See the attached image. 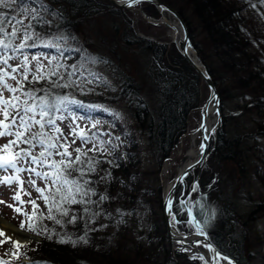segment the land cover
<instances>
[{"label": "rangeland", "instance_id": "1", "mask_svg": "<svg viewBox=\"0 0 264 264\" xmlns=\"http://www.w3.org/2000/svg\"><path fill=\"white\" fill-rule=\"evenodd\" d=\"M93 1L96 4V10L92 16L75 17L74 24L67 28L69 31L62 34L61 30H57L56 34L52 36L49 34L47 37L40 31L39 24L41 22L36 15V9L26 6L23 7L25 11L21 12L12 0H8L7 6L0 8V11L10 13L23 21L22 25H17L21 31L13 40L16 45L22 41L24 27L31 25L29 31L34 35L28 43H35L38 46L32 47L33 52L24 54L29 59V67L32 71H36L37 64V61L32 57L38 56L45 72H50L53 69L57 72V75H52L49 80H53V83L59 85L67 84L68 87L59 88L72 90L73 94L67 96L68 100L60 104V113L64 119L58 126L63 130V134L65 131L69 134V125H79L90 137H93L87 144H82L80 139L76 138L74 147L87 150L92 149L95 145L97 149L95 151L114 154L117 147L121 148V143L125 139L132 137L137 142L133 155L136 156L135 160L142 170L141 174L149 182H152L153 187L159 189L161 186L159 196L163 197L166 186L174 179L185 155L194 145L192 133L198 127L201 119L197 107L205 102L208 95L207 87L199 78L193 81V85L188 84L197 91L198 96L197 106L189 112L187 118L186 130L188 134L177 143L169 157L159 162L148 135L136 120L137 115L135 117L134 109L138 105L137 100L139 101V99L146 102L153 113H156L160 106H165L162 99H164L163 88L168 87L166 75L171 72V69L179 68L181 63L177 64L176 62H181L182 59L173 39V31L164 25H154L148 22L141 13L135 15L129 10L114 8L107 0ZM165 1L178 10L180 9L184 18L189 21L194 33L198 34L197 41L203 49L204 56L215 68L216 74L221 76L219 80L223 90V124L219 129L218 141L214 142V139H211L210 148H213L214 145L217 148L211 151L201 172V178L211 186L206 192L205 199L210 221L207 224L208 227H204L218 248L239 264H264V215L257 219L249 217L255 204L264 199V135L254 134L260 121L257 124L256 120H253L254 117L247 114L248 110H245L239 77L229 73L217 60L214 49L209 46V40L200 31L202 30L201 19L195 14L193 4L189 0ZM53 6L60 12H64L62 4H53ZM138 6L150 15L160 16L157 8L149 3L143 2ZM67 12L70 16L73 13L72 11ZM33 16L36 18L34 19ZM135 36L154 39L155 44L160 46L156 55L152 51L144 49V42L137 40ZM145 36L149 38H145ZM46 44L51 45L49 52L40 51L39 48ZM59 50L74 51L76 55L72 58H62L60 61L59 58L62 57V54L58 55ZM163 50L166 52L163 53ZM24 54L22 52L16 54L18 58L10 62L13 67L22 63ZM187 73L190 74L189 71ZM21 74L22 70L21 73H17L18 79L21 78ZM8 82L13 86L16 85V81L9 80ZM183 84L184 81L181 87L179 85L176 88H185ZM128 91L131 93L130 99L127 98ZM9 95L10 93L7 91L4 92L5 97ZM95 99H104V101L100 104L84 103L87 100ZM164 100L167 102L166 99ZM72 101L79 103H72ZM87 108L97 109L98 114L115 112L119 116L111 114L112 121H105L100 116H93L90 113L92 111H87ZM85 112H88L87 115ZM116 121L119 122L116 123ZM117 124L120 127H117ZM31 131L38 132L40 129L38 126H34ZM67 136L68 142L73 140L72 136ZM241 138L244 140L242 148L248 150V154L242 159L240 156L238 161L235 157L232 159L228 152L234 147L237 151L241 150ZM9 139L12 137H0V146L7 143ZM197 139V145H199V135H197ZM69 151H73V148L69 147ZM179 152L181 154L177 156ZM73 156H75L74 151ZM18 164L25 169L30 166L37 167L24 160L19 161ZM257 167H259L258 171H255ZM37 170L42 171L43 169L37 167ZM198 174L199 168L197 167L185 178L176 191L173 220L177 228L184 234L196 231L195 224L190 221L193 220L192 214L195 212L196 201L201 198V193H199L195 182ZM5 175L12 176L15 175V172L11 169L7 172L0 170V177ZM19 176L23 181L22 190L17 183L0 184V202H3L0 203V219L11 222L20 231L34 237L18 241L19 246L34 245L39 242L40 238L27 231L28 222L24 221L27 218L24 213H28V216L32 215L33 205L29 203L31 200H35L36 204L42 206V209L47 213L48 205L40 199L39 193L29 181L35 180L36 186L41 188L49 187L51 181H45L28 171L19 173ZM194 188L195 191H193ZM17 192L24 203L21 204L12 199ZM133 193L136 192L133 191ZM48 194L46 191L45 195ZM180 201L186 203L181 205ZM9 205H13V207ZM14 207H19L21 212L14 211ZM148 207L151 209L143 208L136 214L131 211L130 217H134V219L130 218L126 235L123 236L124 229L120 233L115 232L114 243L117 248L121 243L122 246L125 244L129 246L127 252L129 250L133 252L127 255L132 261L130 264H172L168 260L169 254L164 252L163 247V244L167 242L171 256L174 258L175 254L171 250L170 242L161 239L155 230L158 222L162 221L160 220V217L163 216L162 207L160 210L156 201L149 204ZM155 210L160 213L156 214ZM223 212L226 213V216ZM45 217L48 218V214L45 213ZM21 222L25 223L23 230L20 227ZM47 222H49L47 226L54 223L53 220ZM116 225L122 224L116 219ZM0 233H2L0 235V256L13 260L19 246L12 243L14 240L6 239L2 231ZM201 248L203 250L204 247ZM139 251L144 257L136 256ZM114 255L118 260L119 255L117 253ZM186 256L181 253V257L177 258L183 262L187 260ZM113 259L116 260V258ZM29 261V258L20 260L23 264L29 263ZM203 262L200 259L191 260L192 264H205V261Z\"/></svg>", "mask_w": 264, "mask_h": 264}, {"label": "trees", "instance_id": "2", "mask_svg": "<svg viewBox=\"0 0 264 264\" xmlns=\"http://www.w3.org/2000/svg\"><path fill=\"white\" fill-rule=\"evenodd\" d=\"M189 2L193 4L195 14L201 19L202 30L200 31L209 40V46L214 49L217 60L229 73H233L234 76L239 77L241 93L243 101H245V110H248V112L246 111L247 114H251L257 124L260 121L258 129H256L254 134L264 135V4L260 3V0H189ZM52 3L62 4L64 6V12H60ZM21 4L23 7L27 6L36 9V15L41 22L39 24L40 31L45 37L49 34V36L56 34L57 30H61V33L64 34L66 31H69L67 28L74 24L73 19L75 17H90L96 10V4L93 0H16L15 6L20 8ZM253 4L255 8L252 7ZM67 11H72V15H68ZM185 20L189 26L193 41L201 56L206 61L223 97V90L220 87L219 80L221 76L216 74L215 68L204 56L203 49L197 41L198 34L194 33V29L191 27L189 21L186 18ZM32 25L37 26L36 24ZM135 38L143 41L144 49L146 48L148 51H152L154 55L159 51L158 48L160 46L154 45L152 40L144 39L140 36H135ZM12 44L16 46L13 41ZM28 44H31V42ZM31 49L32 47H26L19 52L23 54L25 52H33ZM39 50L49 52V46L42 45ZM164 52L166 51L163 50ZM17 53L12 51L7 53L9 56L15 57L9 60V64L18 58ZM57 53L59 56L62 54V57L60 56L59 58L60 61L62 58H72L76 55V52L70 50H59ZM181 58V62H176L177 64L181 63L179 64V68L171 69V72L168 74L165 73L167 74L166 82L168 84V87L163 88L164 99L167 100L166 102L162 99L165 106H160L159 110L153 113L148 108L146 102L139 99V101L137 100L138 105L134 109L135 117L137 115L136 120L148 135L151 146L159 158V162L172 154L179 138L187 129L189 112L197 106V91L189 85H193V81L199 78V76L182 56ZM185 70L189 71L190 74L188 75ZM52 81L45 79L33 82L30 73L28 81L24 82V88L25 91L50 89L49 102L56 104V107L59 109L58 111L53 109L52 114L55 117H59L61 116V107L55 98L69 96L73 93L70 88L53 87L52 85L55 83ZM183 81L185 88H176L179 85L181 87ZM127 93V98L130 99L131 93L129 91ZM44 94L42 91H37L38 96H43ZM102 101L104 99L87 100L84 103L100 104ZM88 110L92 111L90 113L93 116H100L105 121H112L113 119L111 112L109 114H98L97 109L87 108ZM85 113L87 115L88 112ZM60 121V119H57L56 124L59 125ZM118 124L117 127H120ZM50 130L51 126H46L44 129L49 136L58 135ZM63 135L68 137L67 135L69 134L65 131ZM243 141L241 138L240 151H237L235 147L229 149L228 153L232 156V159L235 157L239 161L240 156L242 159L248 154V150L242 148ZM60 142L63 143V139ZM68 143L73 149L76 148L74 147L75 143L72 144V141ZM136 145L137 142L132 137H129L121 143V148H116L114 154L101 151H89V149L82 148L88 152V157H91L96 165V171L88 173L86 178L93 181L89 187L96 193V195L91 196V200L94 203L88 205V207L91 212L99 213V215L89 217L82 212L83 205L66 204L64 206L70 209L69 215H77L76 223H68L69 217H61L59 213L53 210L52 214L56 219L62 220L63 225L56 224L55 220H53V225L50 224L47 226L49 223L47 221L52 220L45 217V213H48L42 209V206L38 205L37 214L36 217H33V221L37 224L38 229L46 228L49 233H55L56 235H53L49 239L46 234L37 235L32 232L40 237L39 242L34 245L19 246L18 252L13 260H8L3 256H0V258L8 261V264H20L22 258H29V264H36V262H41V264H44V262H47V264H130L131 260L127 255L133 252L130 250L127 252L129 246L126 244L122 246L121 243L118 248L116 247L114 243L115 232L120 233L124 229L125 234L123 236L126 235L129 229L130 218L134 219V217H130L131 211L136 214L140 209H151L148 205L155 201L159 204L160 210L162 207V196H159L161 186L159 189L153 187L152 182H149L141 174L142 170L137 160H135L136 156L133 155L136 150ZM29 147L30 145L27 144L19 145V148L27 149ZM42 150L40 145L31 149L34 156H38ZM51 151L53 152V156L49 158L50 160L58 161L61 159V157L55 155L56 149H52ZM88 157L82 156L81 158L87 160ZM41 168L43 170L49 169L47 167ZM258 168L255 171H258ZM76 175L78 174L75 172L72 173L73 177ZM101 177H105V179L101 180ZM200 181L202 189L199 193H201V198H198L196 201L195 213L201 224L208 227L207 224L210 221V215L205 199L206 192L209 191L211 186L209 183L204 182L202 178ZM133 191L136 193H133ZM101 195H105L108 198L101 201ZM77 198L79 199V197ZM41 213L44 217L42 220L38 219ZM155 213L159 214L160 212H156L155 210ZM223 214L226 216L225 212ZM261 215H264V199L255 204L249 217L257 219ZM81 216H83V220H81ZM116 219L122 225H116ZM160 220L162 221L158 222L155 228L156 233L165 242L169 241L163 216L162 218L160 217ZM24 221L29 222L28 217ZM84 221H88V227L92 229L88 232L87 244L77 243L74 246L71 243L61 244L58 242L60 236H71L73 239H77V237L84 235ZM103 225H106V227H102ZM163 247L164 252L167 255L169 254L168 260L172 264H192V259L187 256L185 257L187 260L183 262H181L182 260L180 258L179 262L174 260L167 242L163 244ZM114 253L119 255L118 260ZM17 255L19 258H17ZM124 255L126 256L124 257ZM176 255L177 257H181V253H176ZM136 256L144 257L140 251ZM113 258H116V260Z\"/></svg>", "mask_w": 264, "mask_h": 264}, {"label": "snow or ice", "instance_id": "3", "mask_svg": "<svg viewBox=\"0 0 264 264\" xmlns=\"http://www.w3.org/2000/svg\"><path fill=\"white\" fill-rule=\"evenodd\" d=\"M13 3L16 0H12ZM140 0H130L129 6L131 4L139 3ZM260 3L264 4V0H260ZM8 0H0V8L6 7ZM252 7L255 8L253 4ZM15 11V10H13ZM20 11L23 12L25 9L22 4L20 5ZM35 19L36 17L33 16ZM23 21L18 19L16 16H12L10 13L0 12V137H12L3 146H0V170L7 172L8 170H13L15 175L8 176L5 175L0 177V184L12 185L17 183L21 186L23 181L21 180L19 173L28 171L29 173H34L37 177L45 181H51V185L47 188H41L36 186L35 180H30L29 183L35 187L36 192L39 193L40 199L48 205V219L55 220L56 224L63 225V221L56 219L52 214L53 210L60 214L61 217H69L68 223L75 224L77 221V215H69L70 209L64 205L79 204L83 205L82 212L89 217H94L99 215V213H93L90 211L88 205L93 204L91 196L96 195L95 191L89 187L93 183L92 180L86 178L88 173L96 171L95 162L91 157H88V152L84 151L80 147H76L73 151L76 153L73 157V151H69V143L67 137L63 135V130L56 124V120H63V116L55 117L52 114V110H59L56 104L49 102L50 89H38L36 91L27 90L25 91L24 82L28 81L29 74L32 75V81L38 82L45 79H50L52 75H57L56 70H51L50 72L44 71L43 64L40 63V58L38 56H33L32 59L37 61L36 71L32 72L29 67V59L25 55L23 61L13 67L9 64V60L14 59V56H9L7 53L9 51L19 52L21 49L26 47H37L38 45L28 44L29 40L33 39V33L29 31L31 25L25 26L23 29V38L19 45L13 46L12 41L17 37V33L21 31L17 25H22ZM11 28V31H9ZM51 46V45H44ZM74 67V66H73ZM21 78H17V73H21ZM16 81V85L13 86L8 81ZM53 87H68L67 84L59 85L53 84ZM10 93L8 97L4 96V92ZM37 91H42L45 94L43 96H38ZM213 100L216 99L213 94L211 97ZM57 103L63 104L68 100L67 96L56 97ZM218 102V101H217ZM72 103H79L77 101H72ZM99 107V106H95ZM108 111L107 109H104ZM112 115L119 116L118 113L113 112ZM39 117V118H37ZM34 126H38L40 131L32 132L31 129ZM46 126H51V131L55 136H49L47 132L44 131ZM95 127V125H93ZM69 135L73 137L72 144L75 143L76 138H79L82 144H87L93 137H90L84 129L80 128L79 125H69ZM94 135V134H93ZM63 139V143H61ZM20 144L30 145L29 148H19ZM40 145L43 149L40 151L38 156L32 154L31 149ZM52 149H56L55 155L61 157L60 160H50L49 158L53 156ZM95 145L89 151H95ZM88 157L87 160H83L81 157ZM24 160L25 162H30L31 165H36L37 167H47L50 169L48 172L38 171L37 167H28L27 169L19 167V161ZM75 172L78 175L72 176ZM110 175V174H109ZM71 177V178H70ZM101 180L105 177H101ZM54 188V191H53ZM48 195H45V192ZM195 191V188L193 189ZM31 195L30 193H27ZM58 197V199H57ZM79 197V199L77 198ZM87 198V199H86ZM108 197L105 195L100 196V200H106ZM12 199L14 201H19L21 204L24 201L21 199L19 192H17ZM3 203V202H0ZM33 205L32 216H28V213H24L28 217L27 231L36 233L37 235L46 234L49 239L52 238L55 233H49L45 229H38L37 224L33 221V217H36L38 205L35 200L29 201ZM172 201H168V210L171 211ZM181 205H184L185 201H180ZM13 207V205H9ZM14 211L17 213L21 212L19 207H14ZM189 211H191L189 209ZM43 214L41 213L38 219L42 220ZM83 220V216L80 217ZM190 223H194L197 235H206L201 224L193 219ZM85 233L82 236L73 239L71 236H60L58 242L61 244L71 243L74 246L77 243H88V232L91 231L88 227V221H84ZM21 229H25V223L21 222ZM102 227H106L103 225ZM2 235V233H0ZM10 239V238H6ZM178 243H183V241H177ZM14 245L19 246L18 241L12 242ZM198 244H203L205 248H208L210 252L213 253V264H220V260L227 261V264H233V261L226 255H221L220 251L212 248L210 243H204L201 241H196ZM186 251L187 249H181ZM15 255V253H13ZM8 255V253H5ZM17 258L18 255H17ZM192 259H200L208 264L203 255L193 256ZM0 264H8V261L0 258ZM36 264H41V262H36ZM47 264V262H44Z\"/></svg>", "mask_w": 264, "mask_h": 264}, {"label": "water", "instance_id": "4", "mask_svg": "<svg viewBox=\"0 0 264 264\" xmlns=\"http://www.w3.org/2000/svg\"><path fill=\"white\" fill-rule=\"evenodd\" d=\"M108 1L112 6L119 9L130 10L135 15H137V13L140 12L143 15V17L150 23L164 24L165 26L174 30L175 41L177 39H180L182 42V46L179 47L182 56L197 72V74L200 76L202 82L206 85L208 90V95L205 102L202 105H200V107L198 108L201 114L200 123L196 128V130L192 133L193 135L196 134L200 135L199 154L195 160H193L183 169H179L174 179L166 186V190L164 191V195H163V201H162L163 218L165 222L167 236L170 241L171 249L173 252L176 251L182 252L190 257L203 255L205 257V260L208 261V264H213V259H212L213 253L210 252L208 248H205L202 243L198 244L196 243V241L210 243L212 248H215L218 251H220L221 255L228 256L233 261V264H238L235 261V259L223 253L217 247V245L213 242L212 238L210 237V235L203 226L202 227L206 235H197V231L189 234H184L177 229V226L172 221L173 204H174L177 188L184 181V179L197 167L199 168V174L197 176L196 182L199 183L201 172L206 162L209 159L211 151L217 148L216 145H214L213 148H210L211 138L214 137L215 141H217L219 129L223 124L222 98L217 88L216 82L213 79L203 58L196 49L192 41L188 26L183 16L175 7L171 6L169 3H167L164 0H140L139 3L146 2L152 4L159 10L162 17L159 20H157L156 18L149 16L141 7L137 6V4L139 3L131 4V6H129L130 0H108ZM213 94L216 97L215 100L211 98ZM212 109L216 115V123L213 128H209L208 121ZM187 134L188 133L186 132L181 137L180 141H182ZM180 154L181 153L179 152L177 156H180ZM171 159L174 158L171 157ZM169 200L172 201L170 212L168 210ZM193 217L196 221H198L196 215H194ZM177 241H183V243H178ZM200 247H204L207 254L204 251L200 250ZM181 249H187V250L182 251ZM222 261L223 260H220V263H222Z\"/></svg>", "mask_w": 264, "mask_h": 264}, {"label": "bare ground", "instance_id": "5", "mask_svg": "<svg viewBox=\"0 0 264 264\" xmlns=\"http://www.w3.org/2000/svg\"><path fill=\"white\" fill-rule=\"evenodd\" d=\"M216 123V115L213 111V109L210 112L209 115V121H208V126L209 128H213ZM194 140V145L193 147L188 151L186 154V157L184 158L183 162L180 165L179 169H183L185 166H187L189 163H191L193 160H195L199 154V145L198 139H197V134L193 136ZM0 231H2L5 235V238H10V240L14 241H20V240H25V239H33V236H30L27 233H24L20 231L18 228H16L11 222L5 220V219H0ZM202 248H200L201 250ZM203 251L207 254L205 249L203 248ZM220 264H227L226 261H222Z\"/></svg>", "mask_w": 264, "mask_h": 264}]
</instances>
